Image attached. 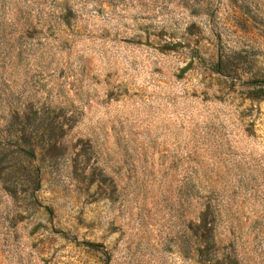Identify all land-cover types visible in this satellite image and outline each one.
Wrapping results in <instances>:
<instances>
[{
  "label": "rangeland",
  "instance_id": "374dc122",
  "mask_svg": "<svg viewBox=\"0 0 264 264\" xmlns=\"http://www.w3.org/2000/svg\"><path fill=\"white\" fill-rule=\"evenodd\" d=\"M0 264H264V0H0Z\"/></svg>",
  "mask_w": 264,
  "mask_h": 264
},
{
  "label": "trees",
  "instance_id": "16d2710c",
  "mask_svg": "<svg viewBox=\"0 0 264 264\" xmlns=\"http://www.w3.org/2000/svg\"><path fill=\"white\" fill-rule=\"evenodd\" d=\"M220 62H219V64H217V66L215 67V70H216V72H218V73H222V70L220 69Z\"/></svg>",
  "mask_w": 264,
  "mask_h": 264
}]
</instances>
